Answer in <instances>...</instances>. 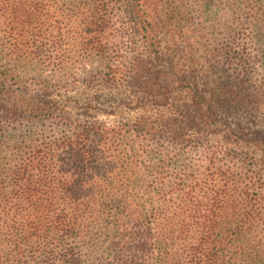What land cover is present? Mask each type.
Listing matches in <instances>:
<instances>
[{
    "label": "rangeland",
    "instance_id": "rangeland-1",
    "mask_svg": "<svg viewBox=\"0 0 264 264\" xmlns=\"http://www.w3.org/2000/svg\"><path fill=\"white\" fill-rule=\"evenodd\" d=\"M86 1L39 0L41 15L68 37L56 46L46 45L41 34L31 37L41 40L35 61L25 66L2 61L0 67L19 87L48 92L74 118L85 119V105L104 104L108 114L99 112L97 120L117 128L114 147L129 180L125 186L140 185L142 220L168 237L165 248L155 247L146 259L127 253V264H264V150L258 145L264 141V0H164L165 9L161 0H143L146 15L161 21L158 40L176 75L171 89L146 99L127 86L115 88L109 73L114 63L147 59L154 50L135 36L134 19L122 6L111 12L113 25L102 41L72 33L81 29L75 20L87 11ZM138 11L135 18L144 20ZM98 42L107 45L102 53L84 50ZM234 51L243 52V65ZM48 56L65 63H42ZM193 90L208 94L204 106L215 108L217 127L191 124L175 139L165 124L175 107L194 108ZM142 116L159 132L136 129ZM18 125L23 131L0 141V155L15 158L33 139L53 141L51 135L64 133L39 120L14 129ZM176 183L182 191L171 203L164 201ZM98 236L79 249L78 264H120L111 240ZM13 240L0 231V264L40 262L29 239L19 255Z\"/></svg>",
    "mask_w": 264,
    "mask_h": 264
},
{
    "label": "trees",
    "instance_id": "trees-1",
    "mask_svg": "<svg viewBox=\"0 0 264 264\" xmlns=\"http://www.w3.org/2000/svg\"><path fill=\"white\" fill-rule=\"evenodd\" d=\"M160 4L165 1L161 0ZM85 6L87 11L81 14V18L77 15L75 20L80 22L81 29L74 27L76 30L72 28V33L81 32L83 38L87 35L102 41L113 25L111 12L122 6L134 19L135 36L140 41L146 40L145 46L154 50L147 59L114 63L109 77L115 88L127 86L145 99L154 97L158 90L166 92L171 89L172 78L176 75L158 40L157 28L161 21L146 15L143 0H87ZM137 9L144 20L135 18ZM44 11L39 0H0V63L5 61L8 65L25 66L36 60L34 48H41L38 45L40 38L48 40L46 45L56 46L68 37L64 28L41 15ZM38 34L41 37L32 40L31 37ZM106 46L98 42L84 47V50L100 54ZM235 53H240L243 65L246 60L243 52ZM45 58L42 63H65L63 58ZM13 82L9 70L0 67L1 143L7 136H13L14 131H23L22 125L14 127L24 121L48 122L52 132L58 127L64 132L59 137L51 135L49 139L53 141L33 139L30 145L23 146L25 151L20 149L14 154L15 158L0 155V231L14 238L17 254H21V246L29 239L41 258L40 262L35 258V264L60 261L78 264L81 258L79 249L98 233L111 240L109 247L115 248L120 264L129 262L130 259L125 257L131 251L143 253V259H146L155 247L165 248L168 237L165 235L164 238L151 223L142 220L145 191L139 184L132 185L133 182L125 186L129 180L114 147L117 128L97 120L99 112L108 114L103 109L104 104L85 105V119H78L68 114L65 106H57L48 92H34L28 87H19L17 81ZM207 96V93L193 90L190 92L193 109L175 107V116L165 124L170 126L175 139L180 138L185 127L191 124L194 129L207 125L217 127L215 108L204 106ZM126 107L134 109L131 103H126ZM137 122L138 130L147 134L149 131L153 134L159 132L156 123L149 118L142 116ZM258 145L264 150V141ZM179 184L176 183L164 196L167 198L164 201L171 203L176 192L182 191Z\"/></svg>",
    "mask_w": 264,
    "mask_h": 264
}]
</instances>
